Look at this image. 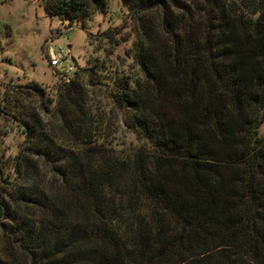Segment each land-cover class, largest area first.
<instances>
[{"label":"trees","instance_id":"trees-1","mask_svg":"<svg viewBox=\"0 0 264 264\" xmlns=\"http://www.w3.org/2000/svg\"><path fill=\"white\" fill-rule=\"evenodd\" d=\"M42 3L69 28L109 11ZM120 11L138 71L102 101L105 67L74 73L54 104L36 84L0 95L23 136L0 155V264H264V0ZM122 125L136 143H118Z\"/></svg>","mask_w":264,"mask_h":264},{"label":"rangeland","instance_id":"rangeland-1","mask_svg":"<svg viewBox=\"0 0 264 264\" xmlns=\"http://www.w3.org/2000/svg\"><path fill=\"white\" fill-rule=\"evenodd\" d=\"M125 18L126 13L120 11V0H109L107 13L95 15L84 27L75 24L69 28L45 14L42 0H0V95L16 91L18 86L36 84L54 104L58 90L65 83L60 71L50 64L55 52L62 53L73 67L71 77L87 67L106 68L97 72L103 84L94 88L97 100L102 101L106 84L111 85L119 75L129 78L137 75L138 69L127 52L134 35L124 23ZM117 28L128 35V40L119 46L103 37L105 31ZM119 129L118 143L121 138L128 144L136 143L123 125ZM22 140L15 124L0 117V155L14 158Z\"/></svg>","mask_w":264,"mask_h":264},{"label":"built area","instance_id":"built-area-1","mask_svg":"<svg viewBox=\"0 0 264 264\" xmlns=\"http://www.w3.org/2000/svg\"><path fill=\"white\" fill-rule=\"evenodd\" d=\"M64 58L65 57L62 53L53 52L51 57H50V64H51V67L60 71L61 75L65 79L64 82L68 83L70 81V78H71L70 73H71V71H73V67L71 66V64L66 62V60Z\"/></svg>","mask_w":264,"mask_h":264}]
</instances>
